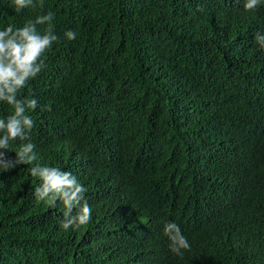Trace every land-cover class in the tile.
I'll list each match as a JSON object with an SVG mask.
<instances>
[{
	"label": "trees",
	"instance_id": "obj_1",
	"mask_svg": "<svg viewBox=\"0 0 264 264\" xmlns=\"http://www.w3.org/2000/svg\"><path fill=\"white\" fill-rule=\"evenodd\" d=\"M246 2L0 0V30L51 12L58 37L17 96L38 101L37 158L0 170V264H264V0ZM13 112L0 102V118ZM37 165L87 189L90 223L61 227Z\"/></svg>",
	"mask_w": 264,
	"mask_h": 264
},
{
	"label": "clouds",
	"instance_id": "obj_2",
	"mask_svg": "<svg viewBox=\"0 0 264 264\" xmlns=\"http://www.w3.org/2000/svg\"><path fill=\"white\" fill-rule=\"evenodd\" d=\"M13 3L16 12L36 6L34 0H13ZM259 3L260 0H247L244 7L246 10H254ZM39 4L42 7L43 0H39ZM53 18L54 14L49 12L37 17L35 21H28L23 27L9 24L4 30H0V102H5L14 109L7 119L0 118V150L8 149L11 142L16 140L28 141L20 146L12 160L8 159L6 152L0 151V170L9 171L19 164H31L37 158L35 146L28 135L34 127V121L27 113L38 107V101L35 98L20 100L17 96L46 66L45 53L58 41L51 23ZM44 24L48 26L42 34L37 25ZM65 36L68 40H74L76 33L69 30ZM256 39L264 47V36L257 34ZM31 175L42 181L35 189L39 201L52 207L57 200L62 202L65 219L61 222V227L64 230L70 227L79 229L90 223L92 209L84 200L87 189L75 176L57 167L40 165L31 169ZM74 208H79L76 215H72ZM164 233L171 241L170 249L173 253L183 255L182 249L190 250V245L177 224H167Z\"/></svg>",
	"mask_w": 264,
	"mask_h": 264
}]
</instances>
